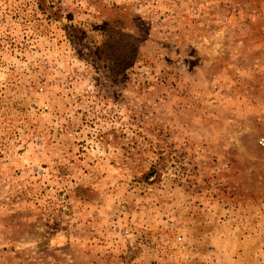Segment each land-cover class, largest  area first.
I'll use <instances>...</instances> for the list:
<instances>
[{"label": "rangeland", "instance_id": "374dc122", "mask_svg": "<svg viewBox=\"0 0 264 264\" xmlns=\"http://www.w3.org/2000/svg\"><path fill=\"white\" fill-rule=\"evenodd\" d=\"M264 0H0V264H264Z\"/></svg>", "mask_w": 264, "mask_h": 264}, {"label": "built area", "instance_id": "2783aa9c", "mask_svg": "<svg viewBox=\"0 0 264 264\" xmlns=\"http://www.w3.org/2000/svg\"><path fill=\"white\" fill-rule=\"evenodd\" d=\"M260 145L264 146V140L263 139L260 141Z\"/></svg>", "mask_w": 264, "mask_h": 264}]
</instances>
